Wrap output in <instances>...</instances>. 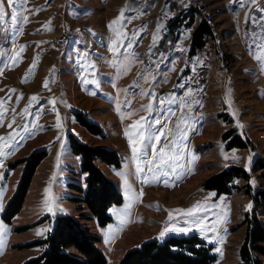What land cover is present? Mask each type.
<instances>
[{
	"label": "rangeland",
	"instance_id": "rangeland-1",
	"mask_svg": "<svg viewBox=\"0 0 264 264\" xmlns=\"http://www.w3.org/2000/svg\"><path fill=\"white\" fill-rule=\"evenodd\" d=\"M203 1L213 13L221 41L208 38L195 52L192 34L202 18L191 10L192 0H27V19L16 27L5 2L0 30V137H6L0 141V264H23L40 256L46 246L39 241L63 214L100 237L97 246L107 264H118L129 249L148 240L192 235L213 247L216 264L240 263L248 230L245 215L254 213L252 195L264 191V167L254 165L258 159L264 165V73L249 52L262 34L264 21L259 18L264 12L259 9H264V0ZM192 15L194 25L189 26ZM178 16L182 21L172 26ZM114 19L123 23L110 28ZM128 44L132 46L125 47ZM80 114L102 132L94 134L82 126ZM141 117L145 125L159 118L166 122L165 132L173 129L169 139L177 145L178 161L170 167L175 172L149 173L142 159H133L129 136L139 140L134 125ZM69 133L94 147L114 149L121 158L120 166L97 160L123 195V202L111 207L113 220L105 226L88 218L84 204L74 200L81 193L73 185L86 187V175L81 157L71 150ZM235 137L244 146L230 147ZM39 149L48 155L9 224L3 213L24 169L20 161ZM137 165L144 169L139 175ZM233 166L245 169L249 178L237 177L230 194L219 196L204 188L208 177ZM197 202L202 205L201 223H186L175 211ZM256 214L264 225V207ZM258 257L264 264V256Z\"/></svg>",
	"mask_w": 264,
	"mask_h": 264
},
{
	"label": "trees",
	"instance_id": "trees-1",
	"mask_svg": "<svg viewBox=\"0 0 264 264\" xmlns=\"http://www.w3.org/2000/svg\"><path fill=\"white\" fill-rule=\"evenodd\" d=\"M195 17L196 13L191 8ZM194 15L189 17L188 25H194ZM197 18V17H196ZM181 17L172 20V26H177ZM211 28L207 21L201 20L192 34V51L202 48L211 38ZM79 120L82 126L94 134H100L102 129L96 123L88 121L81 114ZM71 150L82 160V172L86 175V187L73 185L81 196L74 200L84 204L89 211L88 218H94L100 226H105L113 220L110 214L112 206L123 202V195L102 169L97 160L109 166H120L121 158L117 151L105 147H94L83 142L73 133L68 135ZM230 147H242L244 143L240 137H235L229 143ZM228 146V147H229ZM48 155L47 150H36L29 159L20 161L24 169L17 188L9 199L3 213V219L11 224L13 218L21 211L28 189L32 182L36 168ZM258 168L264 167L261 160L255 161ZM249 178L247 171L241 167L233 166L208 177L203 183L207 190H214L220 196L230 194L234 189L237 177ZM246 192L251 194V187L246 186ZM255 203L254 213L245 215L248 230L240 248V263L262 264L258 255L264 256V225L256 214L259 206L264 207V191L259 190L252 195ZM100 237L83 228L77 219L68 214L55 217L51 230L46 239L39 241L45 244L44 252L37 257L26 260L23 264H107L108 259L97 244ZM212 246H207L197 235L190 237L171 236L164 242L148 240L139 246L129 249L118 264H216V257L212 253ZM75 249L79 254H74Z\"/></svg>",
	"mask_w": 264,
	"mask_h": 264
},
{
	"label": "snow or ice",
	"instance_id": "snow-or-ice-1",
	"mask_svg": "<svg viewBox=\"0 0 264 264\" xmlns=\"http://www.w3.org/2000/svg\"><path fill=\"white\" fill-rule=\"evenodd\" d=\"M5 2L8 4L9 8L11 9L10 18L14 22L13 27H16L17 24L20 23V21L26 20L27 17L23 16L24 11V5L27 3V0H0V30L3 28V24L5 23V17H6V10H5ZM250 3L255 4L256 0H250ZM243 6V5H242ZM259 11L264 12V9H259ZM121 15L123 16V10L121 12ZM261 21H264V15H262L259 18ZM247 22V20H246ZM257 21L255 18L252 19V23L255 24ZM117 23H123L119 19H114L109 27L111 28L112 25ZM79 31V30H78ZM261 35L257 37V39L253 42L252 45L249 46V52L250 55L253 56V59H255L259 65L260 71L264 73V23L261 24ZM126 35V34H125ZM132 35H135V33H132ZM155 39V37H154ZM116 41H113V44H116ZM131 44L125 45V47H131ZM110 51L115 52V48H110ZM92 67V71L94 72V66ZM128 70L127 66H124L122 69L123 72H126ZM81 79H85L84 77H81ZM26 82V81H25ZM90 82V81H89ZM44 87L47 88V82L44 84ZM14 91V90H13ZM145 95H153L152 93H145ZM32 100H36L37 97L33 96L31 98ZM54 103V102H53ZM125 103H128L126 100ZM160 104H163L164 101H159ZM0 104H3V100H0ZM185 107H188V105H185ZM151 108V104L148 105V109ZM145 109V110H148ZM175 113H170V115H174ZM3 116V111H0V117ZM145 117H141L139 121L135 122L134 127H137L138 132L137 135L139 136V140L134 141L131 136H129V145L131 147L132 153H133V159H142L143 163L148 165V172L154 173L160 172L164 176L169 175V172H175L174 167H170L173 160L178 161V154L175 153V149L177 148V145L174 141L170 140L169 137L173 135V129H168L167 132L164 131V128L166 127V122H162L159 118L155 119L152 123H149L145 125ZM15 121H13L14 123ZM0 123H2V120H0ZM153 124L159 125L160 127H157L153 129ZM9 128L12 127V124L8 125ZM23 127V126H22ZM151 129V131H149ZM177 130H179V125H177ZM126 136L128 135V131L125 132ZM11 138V137H8ZM163 139L169 140L168 144H163ZM6 139V137H0V141ZM152 140H155L156 143H151ZM157 144H160L159 147V155H157ZM151 149V153H149V150ZM169 153H173L172 155H169ZM11 154V153H9ZM2 155V153H0ZM149 155H151V159H149ZM250 159V158H249ZM165 168H168V171H165ZM137 174H141L144 172V169L140 167V165H137ZM145 182H151L147 176L143 177ZM153 179H157L155 175H153ZM167 185L168 181H164ZM3 187L0 186V202H2V196H3ZM48 190H45V194L47 195ZM45 203H47V200H45ZM158 207V206H157ZM202 208L201 202H197L195 205H193L191 208L187 210L179 209L175 210L178 212H181L184 217L186 218L185 222H191V223H201L204 220L203 215L199 214V210ZM248 209H251V204L248 205ZM203 210L207 211V206H203ZM49 211H52V209H49ZM171 214L169 219L171 220ZM130 222V221H129ZM181 231H187V229H180ZM168 229L166 228L164 231L160 233V236L163 237ZM40 234L39 232L37 233ZM3 234L0 233V254H2V247L4 244L3 241ZM217 251L219 252L220 249L217 248Z\"/></svg>",
	"mask_w": 264,
	"mask_h": 264
},
{
	"label": "bare ground",
	"instance_id": "bare-ground-1",
	"mask_svg": "<svg viewBox=\"0 0 264 264\" xmlns=\"http://www.w3.org/2000/svg\"><path fill=\"white\" fill-rule=\"evenodd\" d=\"M191 4H192L193 9L195 10L197 17L200 16L202 18V20L207 21V23L209 24L211 31H212V34H211L212 39L216 43L221 41V34L218 31V29L216 28L213 13L208 8L207 3L203 0H196V2H195V0H192ZM202 7L204 8V11H203ZM204 12H205V14H204ZM214 30H215V32H214Z\"/></svg>",
	"mask_w": 264,
	"mask_h": 264
},
{
	"label": "built area",
	"instance_id": "built-area-1",
	"mask_svg": "<svg viewBox=\"0 0 264 264\" xmlns=\"http://www.w3.org/2000/svg\"><path fill=\"white\" fill-rule=\"evenodd\" d=\"M195 2H196V0H195ZM202 9H203V11H204V8L202 7ZM204 14H205V12H204ZM212 26V25H211ZM214 32H215V30H214Z\"/></svg>",
	"mask_w": 264,
	"mask_h": 264
},
{
	"label": "crops",
	"instance_id": "crops-1",
	"mask_svg": "<svg viewBox=\"0 0 264 264\" xmlns=\"http://www.w3.org/2000/svg\"><path fill=\"white\" fill-rule=\"evenodd\" d=\"M227 11H228L229 13H231V14L233 13V12L229 11V9H227Z\"/></svg>",
	"mask_w": 264,
	"mask_h": 264
}]
</instances>
